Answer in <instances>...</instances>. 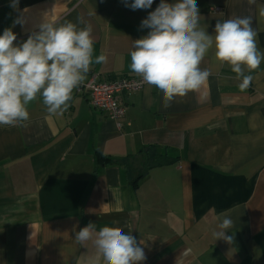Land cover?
<instances>
[{"label":"crops","instance_id":"crops-1","mask_svg":"<svg viewBox=\"0 0 264 264\" xmlns=\"http://www.w3.org/2000/svg\"><path fill=\"white\" fill-rule=\"evenodd\" d=\"M11 3L0 0V34L12 28L14 43L39 31L44 19L80 18L78 27H92L93 60L101 53L107 60L93 62L87 80L92 73L140 77L130 69V52L147 35L141 21L160 0L135 11L123 0ZM197 4L208 34L217 21L252 17L264 53L256 5ZM201 67L211 72L207 84L167 109L153 86L124 96L120 129L75 90L62 115L49 114L38 95L27 105V121L0 125V264H91L94 247L75 240L90 221L144 241L140 264H264V61L246 70L253 81L244 92L212 50ZM229 209L234 226L225 235L232 239L216 240L219 214Z\"/></svg>","mask_w":264,"mask_h":264},{"label":"clouds","instance_id":"clouds-1","mask_svg":"<svg viewBox=\"0 0 264 264\" xmlns=\"http://www.w3.org/2000/svg\"><path fill=\"white\" fill-rule=\"evenodd\" d=\"M133 11L150 9L154 0H123ZM256 5L264 17V3L248 0ZM19 0H12L17 8ZM197 0H160L155 10L141 21L140 29H149L147 35L133 41L130 69L143 82L162 93V106L167 109L173 102L198 92L207 84L211 72L201 64L210 50L221 64L230 66L239 81L238 88L246 91L253 76L246 74L260 67L264 53L257 47V30L252 17H236L217 21L214 34L199 26ZM19 22L14 21V24ZM78 18L77 23L57 24L44 21L39 31L32 32L25 41H17L12 28L0 34V125L15 126L27 121V105L37 96L42 97L46 110L62 115L69 107L73 92L85 80L91 65L105 63L101 53L93 60L94 37L92 27ZM231 209L221 212L218 227L213 232L217 239L231 241L225 233L234 226ZM81 245H91L96 257L91 264H140L147 259L144 241L125 233L119 227L104 226L97 230L94 222L75 233ZM187 254V253H185Z\"/></svg>","mask_w":264,"mask_h":264},{"label":"built area","instance_id":"built-area-1","mask_svg":"<svg viewBox=\"0 0 264 264\" xmlns=\"http://www.w3.org/2000/svg\"><path fill=\"white\" fill-rule=\"evenodd\" d=\"M219 9L215 8V10ZM146 85L141 77L121 75L102 79L99 74L92 73L75 91L86 94L89 104L103 112L120 129L125 116L124 96L140 90Z\"/></svg>","mask_w":264,"mask_h":264},{"label":"trees","instance_id":"trees-1","mask_svg":"<svg viewBox=\"0 0 264 264\" xmlns=\"http://www.w3.org/2000/svg\"><path fill=\"white\" fill-rule=\"evenodd\" d=\"M100 160H102V161H103V160H104V158H101Z\"/></svg>","mask_w":264,"mask_h":264}]
</instances>
